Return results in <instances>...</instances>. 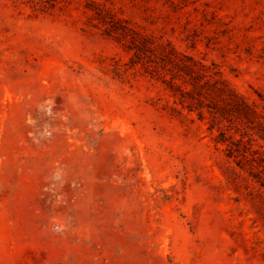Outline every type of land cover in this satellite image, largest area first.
Here are the masks:
<instances>
[{
  "label": "rangeland",
  "instance_id": "1",
  "mask_svg": "<svg viewBox=\"0 0 264 264\" xmlns=\"http://www.w3.org/2000/svg\"><path fill=\"white\" fill-rule=\"evenodd\" d=\"M111 14L264 95V0H0V264H264L263 167L170 111Z\"/></svg>",
  "mask_w": 264,
  "mask_h": 264
},
{
  "label": "trees",
  "instance_id": "2",
  "mask_svg": "<svg viewBox=\"0 0 264 264\" xmlns=\"http://www.w3.org/2000/svg\"><path fill=\"white\" fill-rule=\"evenodd\" d=\"M107 19L101 17L105 33L123 41L131 51V65L140 64L144 72L164 85L173 102L180 105V109L176 105H167L171 112L187 109L194 111L200 119L209 118V128L217 129L215 141L225 144L227 158H233L241 167L246 165L256 169L262 166L264 169L262 145L253 148L252 139H244V134L250 131L264 141L262 93H258V99L248 100L231 86L214 60L207 63L203 58L179 50L171 40H161L152 33L130 26L114 14ZM237 132L238 138L235 137ZM258 179L264 186V178L259 176Z\"/></svg>",
  "mask_w": 264,
  "mask_h": 264
}]
</instances>
